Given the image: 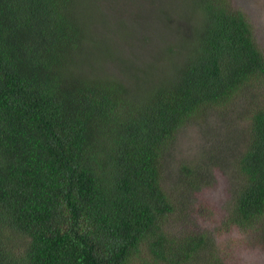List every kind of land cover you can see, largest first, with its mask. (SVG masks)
Listing matches in <instances>:
<instances>
[{
  "label": "trees",
  "instance_id": "trees-1",
  "mask_svg": "<svg viewBox=\"0 0 264 264\" xmlns=\"http://www.w3.org/2000/svg\"><path fill=\"white\" fill-rule=\"evenodd\" d=\"M191 2L175 42L114 49L76 0H0V264H224L207 229L165 228L175 208L162 181L191 121L237 117L243 136L228 141L243 146L225 164L237 190L213 227L252 228L264 244V99L251 106L250 91L264 86V54L240 10ZM212 165H181L176 190L198 195Z\"/></svg>",
  "mask_w": 264,
  "mask_h": 264
},
{
  "label": "rangeland",
  "instance_id": "rangeland-1",
  "mask_svg": "<svg viewBox=\"0 0 264 264\" xmlns=\"http://www.w3.org/2000/svg\"><path fill=\"white\" fill-rule=\"evenodd\" d=\"M76 2L78 11H82L81 17L92 30L89 32H94L98 37H105L107 41L113 36L114 42L111 45L114 49L121 44L129 48L137 47L150 40H153L151 47L155 46L154 43L175 42V37L183 36L185 29H189L190 23L196 17L191 13L195 11L192 10L191 0H76ZM224 3L244 14L251 26L253 38L264 54V0H224ZM166 16L168 17L165 18ZM121 21H128V28L121 27ZM141 22H144L142 27ZM137 35H144L147 41L140 42L143 39ZM133 52H130L131 56ZM142 57L148 58L149 54ZM148 60L145 59L143 63ZM106 64L101 62L97 67L111 71L113 68L111 63ZM259 86L256 82L255 89H250L253 93L251 106L264 99V86L261 83ZM240 104L246 105V102ZM231 112L233 113L232 110ZM241 112L238 107L236 116ZM237 119L235 122L239 123L234 128L231 126L226 129L223 127L224 122L191 121L184 131L178 133L172 155L169 153L170 156L165 160L167 173L162 181L164 190L171 197L175 208L173 213L167 215L165 228L176 236L192 229L197 231L207 229L208 235L214 240L216 251L218 249L220 255L221 253L225 255L222 260L224 264H264V244L256 238V232L252 228L233 227L232 231H220L213 227L218 226V221L228 214L231 191L237 190V184L235 185L237 179L232 181L234 177L228 173L230 169L225 165L243 146L238 138L228 141L233 132L243 136L242 129L248 120L244 117ZM208 123H211L212 131L206 130L205 125ZM220 136L224 143L221 146L215 145L214 137ZM220 150L224 156L218 153ZM202 151L212 152L213 157H205ZM198 160L207 166L213 164L210 172H215V175L212 182L206 184L198 195L190 198V192L176 190L181 186L176 172L181 165ZM144 258L151 264H168L162 261L154 262L149 255ZM136 264L144 262L137 261Z\"/></svg>",
  "mask_w": 264,
  "mask_h": 264
}]
</instances>
